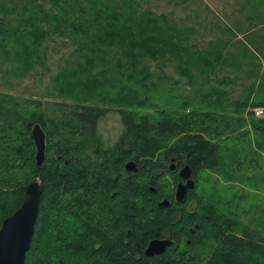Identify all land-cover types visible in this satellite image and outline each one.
<instances>
[{"label":"rangeland","instance_id":"374dc122","mask_svg":"<svg viewBox=\"0 0 264 264\" xmlns=\"http://www.w3.org/2000/svg\"><path fill=\"white\" fill-rule=\"evenodd\" d=\"M156 33L162 39L145 48L142 36ZM248 37L263 48L261 55L255 56L247 45ZM260 63L264 69V3L259 0H0V187L10 192L0 199V207L21 199L25 183L42 179L28 159L29 150H20L26 145L23 127L28 119H58L86 104L99 105L103 113L89 143L80 130L75 138L72 128L59 124L75 147L68 153L82 155L81 164L94 168L105 156L103 150L114 149L109 157L117 158L118 149L125 147L118 143L125 129L124 111L136 107L128 103L134 98L135 109L144 116L163 109L211 110L221 128L227 122L234 125L223 134L229 133L220 164L199 168L192 189L201 202L199 213H212L215 226L207 220L212 229L208 239L188 245L187 238L194 234L189 229L194 231L193 222L200 217L185 214L175 228L180 238L175 255L181 258L184 253V264L197 263L190 262L189 255L201 257L200 264L214 259L225 250L218 242L221 231L264 244V145L259 143L264 135L253 127V121L264 118L254 112L264 107ZM93 86L103 90L93 91ZM146 95L148 104L139 105ZM247 100L243 115L249 123L237 125L243 107L239 102ZM78 137L87 138L81 148L75 146ZM53 140L50 159L57 158L56 148L61 150L58 139ZM168 147L156 152L137 177L144 183L155 180L165 193H171L175 183L173 175L160 168ZM74 163L63 167L71 170ZM99 199L101 203L89 208V217L105 236L114 237L123 227L124 209L120 213L116 206L126 199L130 215L139 214L135 222L143 224L139 235L155 234L157 225L158 235L169 232L164 226L171 213L165 210L149 212L141 200L129 206L135 200L123 194L116 200ZM212 204L215 207L208 208ZM10 207L0 209V219Z\"/></svg>","mask_w":264,"mask_h":264},{"label":"trees","instance_id":"16d2710c","mask_svg":"<svg viewBox=\"0 0 264 264\" xmlns=\"http://www.w3.org/2000/svg\"><path fill=\"white\" fill-rule=\"evenodd\" d=\"M259 2L263 4L264 0H259ZM158 32L163 31L159 30ZM157 34L142 36L141 42L145 48L153 47L154 40L160 41L162 39ZM250 38L248 37L247 45L252 47L255 56L261 55L263 48L259 47ZM165 41H167L166 35ZM206 59L204 57V60ZM263 70L260 63L258 71L261 73ZM96 90L100 92L103 89L93 86V91ZM126 95H124V98ZM128 96L133 97L134 95ZM142 99L141 101L138 100L139 105L148 104L150 100L149 95L142 96ZM134 102V98L128 102L129 106H136L133 107L134 109L124 111L125 129L121 134L122 140L119 141L118 145H125V147L118 149V152H120L118 154L120 155L117 158H114L113 155H111V158L109 157V152L113 154L114 149L103 150L106 154L99 164H93L94 168L89 163L88 165H83L84 163L79 159V156L82 155L76 153L73 156L68 153L74 150L75 147L71 145V140L66 137L65 133H62L59 124L69 127V129L72 128L74 137L80 130V135H85L88 138L90 133L95 134L97 119L103 113L99 105L94 103L86 104L74 114L62 115L58 119L49 118L46 120L36 116L27 120L26 127H23L26 145L20 147V150H29L28 159L36 169V173L40 172L43 186L35 231L30 248L25 254L27 264H184L186 255L184 256L182 252L181 258L175 255L180 245V238L176 234L178 230L175 228H178L183 223L185 214L193 217L199 215L200 217V220H195L199 222V226L195 227L194 221V231L189 229L194 234L191 235L187 244L191 245L196 240L201 242V240L208 239L212 229L207 225L206 221L208 220L212 226H215L214 221L216 218H211L212 213H199L201 202L196 197L194 189L190 191L187 202H178L180 208L183 207L180 213H171L173 212L171 209H164L166 207L161 209L158 206L157 200L165 194V192L160 191L158 183L153 179H150L147 183L140 182L137 177L140 176L143 166L152 163V158L156 152L167 146L169 147L164 151L166 155L164 162L160 166L162 170L168 169L166 163L170 157H176L177 160L180 158L181 161L189 163L195 178L199 168H212L216 164H220L223 142L229 133L223 134L225 131H230L231 122H227L226 125H223L225 127L221 128L217 124L219 121L218 115L211 110L177 112L163 109L155 114L149 113V115L144 116L138 109H135L138 108V105L133 104ZM239 104L243 105V107L238 110L241 116L237 117L239 121L237 125H247L249 121L243 113L248 100L244 103L239 102ZM37 121L42 123L47 133V156L42 166L37 164L35 157L36 148L31 134L32 126ZM75 121L79 122L74 124ZM253 127L263 136L264 118L259 119L258 122L253 121ZM233 128L234 125L231 131L234 130ZM94 134L92 136H95ZM53 136L58 139L61 150L56 148L59 153L57 158L50 159L48 158V152L53 148V143L55 142ZM87 138L83 141L81 137H78L75 146L81 148V146L86 144ZM89 142L91 141L88 138ZM98 143L99 141L97 140L95 144L97 145ZM259 143L263 148L264 137L262 142ZM95 150L98 151V147ZM16 152H19V149H15ZM66 154H69L71 158H65L63 166L75 162L71 170L61 166L62 162L60 160ZM133 159L137 160V170H129L125 167L126 160ZM125 168L132 175L128 174L126 176ZM173 172L176 174V171ZM31 181L33 180L29 182ZM29 182L23 185L24 194H22V197L20 195L21 199L14 203L7 200L0 207V209L13 207L12 210L1 216L0 226L4 218L12 214L21 205ZM151 186H157V189L153 190ZM192 191L193 193H191ZM7 194H10V192L0 187V199L6 198ZM121 194L130 197L131 200H135L131 201L129 206H135L141 200L149 206V212L151 210H165V213H171L169 215V225L164 227H168L169 232L167 231L165 234L172 236L175 240V245L163 253L149 255L145 251L147 242L156 236L164 234L158 235L161 231L160 225H157L158 229L153 230L155 234L143 233V235H139L138 231L143 224L135 222V220H138L135 218L137 213L133 212L130 215L129 209L126 208L127 205L125 204L128 203L127 199L118 201L120 205L116 206L117 208L119 207L120 213L124 209V213L121 215L124 220L123 227L115 234L116 236H105V233L103 234L102 229L96 224L97 222L92 223L89 217V208L93 206V203H101L102 200L99 198L102 196L116 200ZM135 196L139 198L136 199ZM123 204L125 205L123 206ZM212 207L215 206L213 204L208 206L210 209ZM138 216L139 214H137ZM259 241L258 239L242 238L236 235L224 236L221 231V239L218 242H220V246L225 245V250L218 251L219 254L216 253L214 259L208 260L209 258H207V262L205 261L203 264H263L264 244ZM220 246L219 248H221ZM188 259L190 262L197 260L196 264L201 263V257L192 258L189 255Z\"/></svg>","mask_w":264,"mask_h":264},{"label":"water","instance_id":"95a60500","mask_svg":"<svg viewBox=\"0 0 264 264\" xmlns=\"http://www.w3.org/2000/svg\"><path fill=\"white\" fill-rule=\"evenodd\" d=\"M31 134L35 143L37 164L42 166L47 156V133L41 122L37 121L33 124ZM126 167L129 170L138 169L135 160L127 161ZM190 168L191 166L187 163L181 173L190 176ZM194 183L195 180L192 177H188L186 183H180L176 191L177 200H182L187 194L188 188L194 186ZM42 191L41 180L36 179L29 182L22 204L12 214L4 218L0 228V264H27L25 254L30 248L35 231ZM168 202L169 199L165 198L160 201V204ZM174 242L175 240L170 237L152 238L146 247V252L153 254L164 251Z\"/></svg>","mask_w":264,"mask_h":264},{"label":"flooded vegetation","instance_id":"af4514ba","mask_svg":"<svg viewBox=\"0 0 264 264\" xmlns=\"http://www.w3.org/2000/svg\"><path fill=\"white\" fill-rule=\"evenodd\" d=\"M133 160H135V159H133ZM136 161H137V160H136ZM126 162H127V161H126ZM126 162H125V167H126ZM186 164H187V162H183V161H181L180 158H178V160H177L176 157H170L169 160H167V163H166L167 168H168L167 170H168L169 173H171V174L173 175V177H174V179H175V183H174V189H173V191H172L171 193H165L164 195H162V196L157 200L158 206L161 207V209H162V207H163V208L166 207V208H164V209H171V210H173L174 208L179 207V210H177V211H175V212H171V213L179 214V213H180V205L178 204V202H187V200H188V196H189V193H190V191L193 189V186L188 188V190H187V194H186L185 197L182 199V201L177 200V198H176V191H177V188H178V186H179L180 183H181V184L186 183L188 177H192V178L196 181V178L194 177L193 172H192V168H190V176H185L186 174L184 175V174L181 173V171L183 170V168L185 167ZM188 164H189V163H188ZM189 165H190V164H189ZM173 171H176V174H175ZM181 186H182V185H181ZM151 188H152L153 190H156V189H157V186H156V187H155V186H151ZM116 192H117V191H116ZM114 194H115V193H114ZM165 198H168V199H169V202H168L167 204H160V201L163 200V199H165ZM182 208H183V207H182ZM188 209H189V208H188ZM175 216H176V215H175ZM177 216H178V215H177ZM194 225H195V227H198V226H199V222H198V221H195V222H194ZM190 230L193 231V228L190 227ZM166 232H167V231H166ZM166 232H164V235H162V236H156V237H158V238H164V237H170V238H172V236H170V235H166V234H165ZM156 237H154V238H156ZM150 240H151V239H150ZM150 240H149V241H150ZM149 241L147 242L146 247H147ZM187 241L189 242L190 239L187 238ZM173 245H175V242H174V244H172L171 246L166 247V249H165L163 252H165L168 248H171ZM146 247H145V251H146ZM163 252H161V253H163ZM155 254H160V253H155Z\"/></svg>","mask_w":264,"mask_h":264},{"label":"built area","instance_id":"2783aa9c","mask_svg":"<svg viewBox=\"0 0 264 264\" xmlns=\"http://www.w3.org/2000/svg\"><path fill=\"white\" fill-rule=\"evenodd\" d=\"M255 114L257 116H261L264 114V107L263 106H259V107H255V110H254Z\"/></svg>","mask_w":264,"mask_h":264}]
</instances>
